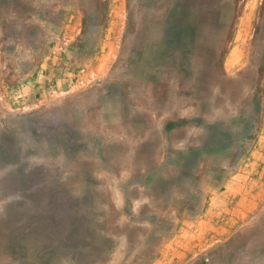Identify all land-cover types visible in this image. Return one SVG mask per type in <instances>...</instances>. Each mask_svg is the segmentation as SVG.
I'll use <instances>...</instances> for the list:
<instances>
[{
  "label": "rangeland",
  "instance_id": "obj_1",
  "mask_svg": "<svg viewBox=\"0 0 264 264\" xmlns=\"http://www.w3.org/2000/svg\"><path fill=\"white\" fill-rule=\"evenodd\" d=\"M101 1V49L43 59L42 93L34 58L0 56V264H264V0ZM202 137L206 184L110 256L119 177Z\"/></svg>",
  "mask_w": 264,
  "mask_h": 264
},
{
  "label": "crops",
  "instance_id": "obj_2",
  "mask_svg": "<svg viewBox=\"0 0 264 264\" xmlns=\"http://www.w3.org/2000/svg\"><path fill=\"white\" fill-rule=\"evenodd\" d=\"M102 6L101 0H0V56L34 58L28 70L20 67L19 72L38 82L31 88L38 95L42 93V83L46 86V74L55 73L51 65L42 68L43 59L62 54L70 58L73 51L77 57L88 58L94 55L95 42L96 50L101 49L103 34L101 38L100 32L95 35L94 25L102 24L104 18L96 23L93 19ZM206 153L210 151L205 150V139H198L177 151L181 156H167L165 161L156 157V170L146 167L131 177H119L122 195L111 197V210L124 221L125 227L118 231L120 241L110 248V256H127L133 251L147 253L156 245L154 238L164 237L167 215H172L173 203L177 202L178 187L206 184L207 172L215 170V164L211 169L212 164L206 161Z\"/></svg>",
  "mask_w": 264,
  "mask_h": 264
},
{
  "label": "bare ground",
  "instance_id": "obj_3",
  "mask_svg": "<svg viewBox=\"0 0 264 264\" xmlns=\"http://www.w3.org/2000/svg\"><path fill=\"white\" fill-rule=\"evenodd\" d=\"M233 53V52H232ZM230 61V60H229ZM234 62V61H233Z\"/></svg>",
  "mask_w": 264,
  "mask_h": 264
}]
</instances>
